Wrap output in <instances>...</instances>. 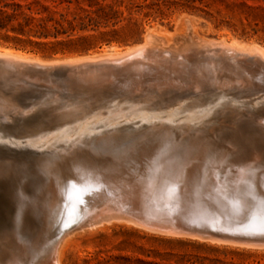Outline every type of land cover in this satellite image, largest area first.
Instances as JSON below:
<instances>
[{"label":"rangeland","instance_id":"1","mask_svg":"<svg viewBox=\"0 0 264 264\" xmlns=\"http://www.w3.org/2000/svg\"><path fill=\"white\" fill-rule=\"evenodd\" d=\"M188 24L198 40L233 39L264 48V0H0V50L48 63L68 57L100 55L109 49L124 51L141 45L148 33L157 34L165 45H179L187 33ZM198 69L199 81L204 84L208 68L200 65ZM55 78L58 82H65L69 77ZM72 88L75 91L69 92V88L58 90V97L62 100L54 101L49 96L54 90L33 86L22 92L17 100L19 104L30 105L29 108L39 107L36 114L30 115L26 125L21 120L0 121V127H4L0 130V163L12 166L18 178L9 181L7 190L0 182V258L9 250L5 241L8 231L20 233L29 240L32 258L28 264H34L47 254L55 236L53 224L63 205L65 191L61 180L55 203L48 207L45 169L68 149L109 145L158 146L167 145L163 144L167 142L188 147L203 145L206 144L203 141L213 139L208 132H180L174 130L173 125L196 126L193 119L205 117L206 111L211 112L209 118L219 111L220 116L228 115L222 106L225 100L235 95L211 91L189 111L182 109L179 112L181 120L187 118L184 121L171 123L163 118L161 123H154L151 116L160 112L148 110L151 112L140 111L138 119L125 124V114L117 115L114 108V104L123 99L117 96L116 89L114 96L102 101L89 99L83 88L76 84ZM71 96L73 98H69ZM110 100L116 102L111 108L104 107ZM169 100L167 97L165 101ZM74 103L81 106L73 110L66 108ZM98 114L104 119L100 120ZM17 119L21 117L17 116ZM246 121L239 120L242 126L239 127L246 126L247 132H254ZM215 133L222 135L219 131ZM255 137L251 142L263 148V135ZM223 145L218 146L222 148ZM20 180L26 181L28 199L35 204L27 210L23 225L17 211L24 204L16 195L22 188ZM60 261V264H264V249L172 237L113 222L105 227L76 232L64 245ZM0 264H3L1 259Z\"/></svg>","mask_w":264,"mask_h":264},{"label":"bare ground","instance_id":"2","mask_svg":"<svg viewBox=\"0 0 264 264\" xmlns=\"http://www.w3.org/2000/svg\"><path fill=\"white\" fill-rule=\"evenodd\" d=\"M186 29L187 33H185L179 45H165L157 34L148 33L141 45L133 46L124 51L109 49L100 55L82 58L68 57L66 60L63 59V61L48 63L39 59H29L23 54L2 49L0 50V121L10 123L21 120L26 125L30 115L36 114L39 107L29 108L30 105L25 103L19 104L17 100L20 98L22 92L27 91L33 86L54 90L49 95L54 101L62 100V97H58V90L69 88V92L75 91L72 88L73 84L83 88V92L91 100L99 98L104 101L114 96V90L116 89L117 96L120 95V98L122 97L123 99L116 104H114L116 100L107 101L108 103L103 106L110 107L114 104L115 110L118 111L117 115L125 114L123 118L125 124L138 119L137 114L140 111L151 112L148 110L160 112V114L151 116L154 123H161L164 121L161 120L163 118L168 119L171 123L184 121L187 118L184 117L181 120L178 115L182 109L189 111L192 105H197V101L199 103L200 101L202 102L204 97L211 91L217 94L229 92L236 96L233 95L235 97L231 96L227 101L225 100L222 106V108L227 109L224 111L228 115L220 116L221 111H219L217 114H212L213 117L209 118L211 112L208 113L205 110V117L201 116L199 119H193L196 121V126L172 124L173 129H179L180 132L185 131L186 133L189 130V133L194 132L195 134L199 133V130L208 132V135L213 138L212 140L207 139L203 141L206 143L203 145L195 144L189 146L192 149L198 150L201 155H207V159L227 160L233 163L264 164V144L262 148L261 145L260 147L257 146L254 141L251 142L253 137L258 136L259 138L263 135L264 143V48L252 43L243 44L233 39L226 41L221 39L198 40L190 24L187 25ZM200 65L208 68L206 69V82L204 84L198 78V68ZM66 75L69 78L65 82H58L55 78V76L62 77ZM3 89L5 91H2ZM238 94L242 96L240 97ZM167 97L170 100L166 102ZM78 103H74L73 106L68 105L66 108L70 110L79 108L81 105ZM120 106H123V108L119 110ZM114 108L112 107V109ZM100 110L98 111L100 112ZM116 111L114 116L116 115ZM17 116H20L21 119H17ZM117 117L118 119H122L119 116ZM101 118L104 119L100 117V120ZM108 118L106 117L105 119ZM118 119L117 121H119ZM241 119L248 120L250 125L255 129H253L254 132H247L246 126H243L241 129L238 122ZM259 122H262V125ZM136 124L139 123L137 122ZM3 128L1 126L0 130ZM216 131L222 134L221 137L216 135ZM219 139L221 142H219ZM254 139L256 140V137ZM201 142L199 141V143ZM163 144L172 145L169 142ZM219 144L225 145L221 148V146H218ZM122 146L142 147L148 145H109L70 148L51 166H46L49 194L46 195L45 201L48 207L55 203V194L59 193L56 189H58L61 180L64 179L66 182L71 181L72 185H78L79 179L87 175L88 169L79 163V161L81 162L83 159L88 162L106 161L104 158H96V156L91 155L90 150ZM16 175L17 173L12 166L9 167L0 163V182L3 183L6 190L7 184L10 185L9 181L13 179L18 180ZM24 180H20L22 188L17 191L18 194L16 193L20 197V201L24 203L22 204L23 208L20 207L21 210H17L20 214L19 222L21 225L26 223L24 216L27 210L30 209L31 204L33 205L34 203L28 199V194L25 190L26 181ZM4 186L1 187L4 188ZM11 195L13 194L11 193ZM105 204L100 209V213L95 215L94 218L59 233L58 237L55 235L45 257L34 264H60L62 249L67 240L76 232H82L85 229H93L99 226L105 227L107 224H112L113 222L131 225L148 232L172 237L206 240L252 249H264V243L236 242L212 236L193 235L172 229L147 226L135 219L119 215L108 204ZM5 241L9 250L6 254H1L0 259L1 261L3 260V264H28L32 258V247L29 240L20 233L8 231Z\"/></svg>","mask_w":264,"mask_h":264},{"label":"water","instance_id":"3","mask_svg":"<svg viewBox=\"0 0 264 264\" xmlns=\"http://www.w3.org/2000/svg\"><path fill=\"white\" fill-rule=\"evenodd\" d=\"M90 154L106 161H79L88 171L75 187L63 179L64 202L53 224L57 237L94 218L106 203L147 226L264 243V235L249 227L259 226L264 210L246 195L251 173L256 197L264 196L263 163L210 160L183 144L101 148Z\"/></svg>","mask_w":264,"mask_h":264},{"label":"snow or ice","instance_id":"4","mask_svg":"<svg viewBox=\"0 0 264 264\" xmlns=\"http://www.w3.org/2000/svg\"><path fill=\"white\" fill-rule=\"evenodd\" d=\"M251 173H249V181L246 184V195L253 201L254 205L258 206L261 210H264V196H261L259 198L255 195V189L251 182ZM75 187V185H73ZM70 196V193H69ZM67 226V225H66ZM251 229H253L254 234L257 235H264V220L261 221L259 226H256L255 224L249 225Z\"/></svg>","mask_w":264,"mask_h":264}]
</instances>
